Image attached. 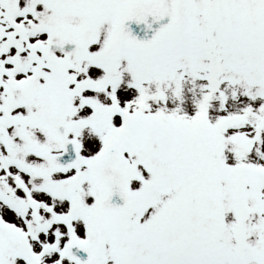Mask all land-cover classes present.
<instances>
[{"label":"snow or ice","instance_id":"obj_1","mask_svg":"<svg viewBox=\"0 0 264 264\" xmlns=\"http://www.w3.org/2000/svg\"><path fill=\"white\" fill-rule=\"evenodd\" d=\"M0 264H264V0H0Z\"/></svg>","mask_w":264,"mask_h":264}]
</instances>
